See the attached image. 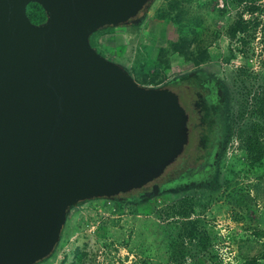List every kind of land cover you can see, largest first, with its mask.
<instances>
[{"label":"water","instance_id":"1","mask_svg":"<svg viewBox=\"0 0 264 264\" xmlns=\"http://www.w3.org/2000/svg\"><path fill=\"white\" fill-rule=\"evenodd\" d=\"M151 1L0 0V264L47 258L70 208L141 188L181 153L183 109L89 44Z\"/></svg>","mask_w":264,"mask_h":264},{"label":"rangeland","instance_id":"2","mask_svg":"<svg viewBox=\"0 0 264 264\" xmlns=\"http://www.w3.org/2000/svg\"><path fill=\"white\" fill-rule=\"evenodd\" d=\"M249 5L257 8L252 14ZM34 9L27 5L26 14ZM139 16V24L97 30L89 44L143 87L161 89L198 68L224 86L230 131L213 176L208 185L150 198L139 197L143 187L79 202L50 255L35 264H264V156L254 161L244 148L252 129L264 148V117L250 114L264 102V0H152ZM238 16L257 24L248 37L229 39ZM179 38L192 54L205 48L207 59L197 67L185 61L171 50ZM198 162L167 168L161 181Z\"/></svg>","mask_w":264,"mask_h":264},{"label":"trees","instance_id":"3","mask_svg":"<svg viewBox=\"0 0 264 264\" xmlns=\"http://www.w3.org/2000/svg\"><path fill=\"white\" fill-rule=\"evenodd\" d=\"M28 6H34L35 12L32 17L27 15L28 19L33 24L41 23L44 20V14L41 8L34 4L29 3ZM27 8V6H26ZM257 8L249 5L246 9L247 14H252ZM252 23V25H251ZM256 22L244 20L242 16L229 25L227 29V36L229 39H235L238 34H242L246 37L249 31H252ZM250 26V27H249ZM254 33H250L249 37H254ZM187 38H179L176 42L171 44V50L177 54L184 55L185 61L190 62L194 67L199 66L207 59L206 49L199 50L195 54L187 52L188 42ZM129 74V73H128ZM211 74L198 68L193 71L186 72L179 76L164 82L163 88H159L160 91L167 97L168 101L173 107H182L189 114V133L195 134L202 131L204 137H210V151L212 154L218 151L220 153L223 149V142L227 139L230 131V125L228 124V118L225 114V101L226 90L224 86L210 76ZM152 80L149 81L151 85ZM194 105L193 108H188L190 105ZM254 110L250 111V114H255L257 119L264 117V102H259L258 106H254ZM200 128L196 130L195 128ZM253 130L245 137L244 148L245 151L253 156V160L259 162L264 156V148L259 145L257 132ZM220 155V154H219ZM215 161V160H214ZM200 163L196 168L190 172L198 170L200 174L198 179L207 178L203 182L204 185H208V181L212 178L215 171V164ZM183 172L168 183V188L164 192H174V187L180 185L184 179Z\"/></svg>","mask_w":264,"mask_h":264},{"label":"flooded vegetation","instance_id":"4","mask_svg":"<svg viewBox=\"0 0 264 264\" xmlns=\"http://www.w3.org/2000/svg\"><path fill=\"white\" fill-rule=\"evenodd\" d=\"M195 107L193 104L188 106V108H193L195 110ZM174 108H181L183 109L182 107H174ZM185 115H186V134H187V141H186V144L184 145L181 153L174 159V161L167 167H174V166H181L182 164H187L189 161L191 162H198V164L196 165V167L198 165H200V163H204V164H208L210 165L211 164V161L213 162L214 164V160H216V157L218 155V152H215L214 154L211 153L210 151V144H209V140H210V137H204L203 136V133L202 131L200 133H196L195 134H190L189 133V114L186 112L185 109H183ZM196 130H200V128H195ZM212 164V165H213ZM195 167V168H196ZM166 168V169H167ZM165 169V170H166ZM194 169V168H192ZM192 169H185L183 171V178L184 179H181L180 181L183 180V182L178 185V186H185V185H196V184H205L204 180H206L207 178H201L198 179V175L200 174V172L198 170H195L194 172H190ZM177 176L173 177V178H170L168 180H165V181H161L163 178H162V175L160 177H158L155 181H151L150 183L146 184L145 186L143 187H146L145 189L146 190H142V192L139 194V197H145V193H149L151 192L152 188L154 186L157 187V195L159 193H161L163 190H166L168 188V183H170L171 181H173ZM204 181V182H203ZM143 187L141 188H133L131 191L129 192H132V191H136V190H141ZM128 193V192H127ZM125 194V193H124ZM156 195V196H157ZM150 198V197H148Z\"/></svg>","mask_w":264,"mask_h":264}]
</instances>
